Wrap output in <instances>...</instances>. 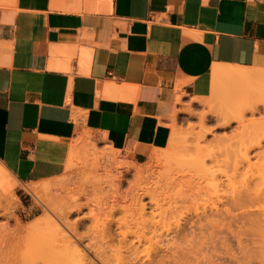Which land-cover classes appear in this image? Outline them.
<instances>
[{
    "label": "crops",
    "instance_id": "0c3cea01",
    "mask_svg": "<svg viewBox=\"0 0 264 264\" xmlns=\"http://www.w3.org/2000/svg\"><path fill=\"white\" fill-rule=\"evenodd\" d=\"M252 79L264 0H0V168L59 177L87 136L145 163L175 110Z\"/></svg>",
    "mask_w": 264,
    "mask_h": 264
},
{
    "label": "rangeland",
    "instance_id": "374dc122",
    "mask_svg": "<svg viewBox=\"0 0 264 264\" xmlns=\"http://www.w3.org/2000/svg\"><path fill=\"white\" fill-rule=\"evenodd\" d=\"M218 85L220 86L216 97L211 96L198 104L185 105L175 110L169 119L172 128L169 141L157 148L145 162L148 163L150 160L153 162L157 156L160 158L162 155L160 160L157 159L159 162L157 172L165 173L170 165L166 159L180 151L177 146L173 149V144L177 142L192 147L194 145L186 158L202 161L199 165L190 166V169L182 171L174 179L164 182L156 197L143 196L141 204L145 205V218L132 217L137 212L131 196L132 191L141 182L137 174L145 163L134 162L108 144L95 142L91 136L79 138L75 143L78 145L77 150L72 153L73 162L67 164L65 172L59 177L34 184L22 183L3 166L6 175L4 179H0L2 184V186L0 184V264H58L52 255L45 254L46 244L55 235L57 236L55 240L53 239L54 242L56 238L57 241L64 238L78 241L69 232L67 236L49 226L35 230L34 233L21 232L15 229L16 223L11 220L8 229L6 222L9 205L4 194L9 188L14 189L17 205L15 216L20 219L23 226L29 225L37 217L48 216V212L45 213L46 209L42 207L46 202L66 211L81 207L82 214L70 215L71 223L90 213V208H95V212L97 210L98 213H93L92 209V214H97L100 222L107 216L111 217L109 220L112 219L110 221L112 235L109 234L116 237H112L113 240L106 233L109 237L107 240L103 231L105 229L102 230V227L98 226L101 224L98 216L97 223L94 224H98V227L95 226L94 231H92L94 225L90 220L85 221V226L80 228L81 230L78 229V236L82 238L81 247L84 249L91 243L93 250L98 252L97 248L101 249L103 246L106 249H102V254H108L107 259L111 264H116L111 253L116 254L120 247L122 236L119 233L123 223L128 226L125 225L126 228L121 226L122 231L126 229L128 232L125 231L127 233L125 242L128 245L126 246L125 242L121 243V246L127 247L121 249L126 256H123L125 261L127 258V264L130 259L131 264L135 262V264H264V141L260 148H254L263 138L264 79H252L246 83L222 81ZM243 94L246 102L239 105L238 100ZM239 107L248 108L245 109L243 123H239L237 118ZM254 125L259 129L258 134L253 133ZM170 151L171 156L168 154ZM89 170L90 174L97 175V179L94 176L89 177L91 176L87 174ZM120 173L121 175L123 173L125 179L120 182L121 185H117L113 179L118 178ZM61 180H64L65 184L57 183L58 186H53L54 182ZM90 182L93 183L89 184ZM30 186L34 187L35 192L29 190ZM81 186L83 191L80 190ZM111 186L118 187L116 189L119 191L115 188L113 190ZM112 191L117 193L113 195ZM105 195H108V198ZM102 203L105 205L104 209ZM102 209H106V212ZM99 228L103 232H100ZM90 229L92 230L88 231ZM129 232L130 234L137 232L142 244L139 243L137 235H130ZM61 234L63 236L59 237ZM42 240L45 245L42 244ZM99 253L101 254V250ZM131 253L135 254L131 256ZM136 253L140 254L139 260H134L137 257Z\"/></svg>",
    "mask_w": 264,
    "mask_h": 264
},
{
    "label": "bare ground",
    "instance_id": "6f19581e",
    "mask_svg": "<svg viewBox=\"0 0 264 264\" xmlns=\"http://www.w3.org/2000/svg\"><path fill=\"white\" fill-rule=\"evenodd\" d=\"M248 109V108H247ZM246 109V110H247ZM250 109V108H249ZM251 110V109H250ZM244 115H245V111L242 109L241 111H237V118L239 119V123H243V118H244ZM235 118V117H234ZM259 127V126H258ZM250 129H252V128H250ZM253 133H255V134H258L259 132V129L257 128V125L255 126H253ZM262 130V129H261ZM258 132V133H257ZM260 135V134H259ZM262 136H263V138H262V140L261 141H259L258 143H257V145H255L254 146V148H260L261 146H262V141H264V130H263V133H262ZM81 139V138H80ZM85 141V140H84ZM175 142V141H174ZM83 143V142H82ZM176 143V142H175ZM173 144V143H172ZM171 144V145H172ZM77 145L78 144H75V145H73V149H72V153H74L76 150H77ZM169 145V144H168ZM85 146V145H84ZM88 146H90V145H88ZM91 146H93V145H91ZM90 146V147H91ZM175 146H177V148H178V150L180 149V151H178V153H176L175 152V150L172 152V151H170V152H168V154H169V156H171V154L172 153H174V154H172V155H175V156H172V157H170V158H168V159H166L167 157H165V159H166V162H167V160H169V164L170 165H168V168L169 169H167V171L165 172V173H159V172H157V166L159 165V162H157V159L159 158V156H157V159L155 158V160H153V162H151V160H150V162H148V163H145L143 166H141L140 168H139V170H138V178H139V180L141 181V182H139V184H137V186H136V188L132 191V200L134 201L133 203V205L135 206L136 205V207H134L135 208V210H136V212H137V214L136 215H134L133 214V218H134V216H135V218L137 217V216H140L141 218L142 217H144L145 218V205L144 204H141V199H142V197L143 196H145V195H147V196H149L150 198H154V197H156L157 196V194L159 193V191L163 188V185H164V182H166V181H168V180H172V179H174L179 173H181L182 171L184 172L186 169H190L189 167L190 166H194V165H199L200 163H202V161L200 160V159H188V158H186L187 156H188V153L190 152V151H192V149L194 148V145H193V147L192 146H188V145H186V144H178V142L176 143V144H173V149H174V147ZM172 147V146H171ZM196 147H197V145H196ZM83 148V147H82ZM169 148H170V146H169ZM176 148V147H175ZM94 149V148H93ZM196 150H198L197 148H195ZM81 150V149H80ZM87 150H90V149H87ZM85 151V150H84ZM91 151H92V148H91ZM167 151H169V150H167ZM172 152V153H171ZM181 152H183V153H181ZM72 153H71V157H70V160H69V163H68V165L70 164V162H73V159H72ZM94 154V153H93ZM161 154V153H160ZM86 155V154H85ZM89 155H91V153L89 154ZM88 155V156H89ZM87 156V155H86ZM161 156L162 155H160V158H161ZM92 157V156H91ZM94 157V156H93ZM97 157V156H96ZM156 157V156H155ZM88 159H90L89 157H87ZM153 158H154V156H153ZM160 158H159V160H160ZM113 160V159H112ZM111 160V161H112ZM80 162H81V160H80ZM85 162H86V160H85ZM85 162H84V166H85ZM93 162H94V158H93ZM100 162H101V160H100ZM158 163V164H157ZM163 163H164V160H163ZM100 164V163H99ZM161 164V163H160ZM81 165V164H80ZM82 165H83V163H82ZM87 165V164H86ZM95 166H96V163L94 164ZM78 166V165H77ZM100 166H101V164H100ZM127 166V165H126ZM83 167V166H82ZM87 167V166H86ZM99 167V166H98ZM78 168V167H77ZM79 168H81V167H79ZM94 168V167H93ZM93 168H88V169H93ZM95 168H97V167H95ZM102 168V167H101ZM82 169H85V168H82ZM86 170V169H85ZM93 171V170H92ZM91 171V172H92ZM95 171H97V170H95ZM107 171V170H106ZM87 172V171H86ZM111 172V171H110ZM264 173V172H263ZM87 174H90V170H89V173H87ZM93 174V175H92ZM92 174H90L91 176H89V177H92V176H94V173H92ZM111 174V173H110ZM5 171L2 169V168H0V179H4V177H5ZM119 175H121V173L119 174ZM118 175V178H117V180H115L116 178H114L113 180L116 182H114L113 180V183H115V184H120V182H123L124 181V175H123V173H122V175L121 176H119ZM87 176V175H86ZM86 176H84L85 178H88V177H86ZM97 175H95L94 177H96ZM115 176H117V175H115ZM136 177V178H137ZM96 179H97V177H96ZM81 180H83V178H81ZM89 180V179H88ZM91 180H93V179H91ZM90 180V181H91ZM95 180V179H94ZM93 180V181H94ZM100 180V179H99ZM3 181V180H2ZM6 181V180H5ZM96 183H97V181H95ZM98 182H100V181H98ZM263 182H264V180H263ZM5 183V182H4ZM57 183L58 184H60V185H63V184H65V181L63 180H61V181H57V182H54V184H53V186L55 185V186H58L57 185ZM85 183V182H84ZM84 183H82L83 184V187H84ZM93 182H90L89 184H92ZM1 184V183H0ZM32 184V183H31ZM34 184V183H33ZM68 184V183H67ZM66 184V185H67ZM86 184H88L87 182H86ZM114 184V185H115ZM113 185V184H112ZM121 185V184H120ZM1 186H2V184H1ZM116 186V185H115ZM115 186H114V188H115ZM64 187V186H63ZM85 187L86 188H88V186H86L85 185ZM112 187V186H111ZM121 187V186H120ZM55 188V187H54ZM60 188V187H59ZM58 188V189H59ZM90 188V187H89ZM92 188V187H91ZM114 188L112 187V189L114 190ZM117 189H118V187H116ZM115 188V190L116 191H119V190H117ZM82 189V186H81V188H80V190ZM29 190L30 191H34L35 192V190H34V187H32V186H30V188H29ZM38 190V189H37ZM60 190V189H59ZM85 190V189H84ZM39 191V190H38ZM62 191V190H61ZM64 191V190H63ZM81 191H83V189L81 190ZM87 192L89 191V190H86ZM116 191H114L115 193H117ZM37 192V191H36ZM40 192H41V190H40ZM39 192V193H40ZM46 192V191H45ZM71 192V191H70ZM15 192H14V189L13 188H9L8 190H6L5 191V198H6V200H7V202H8V205H9V212H7L8 213V216H7V221L8 222H6V225H7V228H8V226H9V221H11V220H13L15 223H16V230H19V231H27V232H33L34 233V231L35 230H38V229H40L41 230V228L42 227H45V226H49L51 229H53L54 228V230H57L58 232H61L62 234H64V235H67L68 233L67 232H69L71 235H74L76 238H77V240L78 241H76L75 239L74 240H72L71 238H64V239H61V240H59V241H57V238H56V243L54 242V240H55V236H57V235H55L54 236V240L53 239H51V241H52V243H50L51 245H50V247L48 246V244H46L47 245V249L46 248H44V249H46V250H48V251H44L43 249V251L45 252V254L46 255H49V256H51L52 255V257H53V259L55 260V262L56 263H58V264H111L110 262H109V260L107 259L108 258V254H106V255H103L102 254V249L104 248L103 246H101L100 248L101 249H99V247L97 248L99 251L97 252V251H94L93 250V248H92V246H91V243L89 244V243H87V244H89L90 246H85L84 247V249L81 247L82 246V242H81V240H82V238H80L79 236H78V229H80V228H82V227H84L85 226V221H88V220H90V222H92V225H94V224H96L97 222H96V217L98 216L97 214L95 215V214H92V209L93 208H90L91 209V212L90 213H88L87 215H83L84 217H81V218H78V219H76L73 223H71L70 222V220H69V218H70V215L71 214H73V213H77V214H82V208L81 207H76V208H74V209H71V210H68V211H66V210H63V209H58V208H56L57 206H56V204H54L56 207H54L52 204H49V203H47L46 202V204H44V206H42V207H44L45 209H46V211H45V213H47L48 212V216H45V217H42V216H40V217H37L36 219H34L29 225H27V226H23V224L21 223V221H20V219H17V217L15 216V209H16V203H15V201H16V196H15V194H14ZM38 193V194H39ZM42 193V192H41ZM50 193V192H49ZM84 193V192H83ZM109 194H111L112 195V193H113V191H112V193H110V192H108ZM115 193H113V195L115 194ZM119 193V192H118ZM43 194V193H42ZM63 194V193H62ZM87 194V193H86ZM108 194V195H109ZM108 195L106 196L105 195V197H107L108 198ZM112 195V196H113ZM38 196V195H37ZM44 196V195H43ZM49 198V197H48ZM43 200V199H42ZM47 200V199H46ZM51 200V199H50ZM49 201V200H48ZM104 203H102V208L104 209V206L105 205H103ZM133 205H132V207H133ZM99 207H100V205H99ZM113 207H115V206H113ZM101 209V208H100ZM102 209V210H103ZM102 210H100V211H102ZM111 210H115V209H111ZM130 210H132V209H130ZM6 211H8V209L6 210ZM93 213H98L97 212V210H96V212H95V208L93 209ZM103 211H105L106 212V209L105 210H103ZM102 211V212H103ZM104 212V213H105ZM112 212V211H111ZM111 212H110V214H111ZM127 213V212H126ZM245 213V212H244ZM103 214V213H102ZM101 215V214H100ZM105 215V214H104ZM112 215V214H111ZM53 216H54V218H53ZM103 217V216H102ZM108 217V216H107ZM106 217V218H107ZM106 218L104 219V220H102L101 219V221L102 222H100L99 220V216L97 217V219H98V221L101 223H99L100 225H98V226H101L102 227V230L103 229H105V230H103L105 233H104V235L106 234V233H108V236L112 233V229L110 230V225H111V223H110V221L112 220V219H110L109 220V218H111V217H108V222H106ZM132 218V219H133ZM134 218V219H135ZM131 219V220H132ZM106 222V223H103V222ZM133 221V220H132ZM121 221H119V223H120ZM125 222V221H124ZM87 223V222H86ZM126 223V222H125ZM127 223H129V222H127ZM121 224V223H120ZM131 224V223H130ZM91 225V226H92ZM97 225H94L93 227H92V229H90V230H88V231H94L95 230V228L96 227H98ZM124 227H125V225L127 226V224H122ZM121 225V226H122ZM88 226V225H87ZM90 226V227H91ZM96 226V227H95ZM121 226H120V235L122 236V240L120 241V247H119V251L117 250V252H116V254L114 253V254H112L111 253V255H114V263H116V264H123V262L125 261V258L124 257H126V256H124L123 255V252H122V250L121 249H123V247H124V245L123 246H121L122 244V242H125V240H126V238H127V231H126V229H125V231L127 232V233H125V231L123 230H121ZM49 227H47V228H49ZM90 227H88V228H90ZM100 227V228H101ZM123 227V228H124ZM128 227V226H127ZM46 228V227H45ZM87 228V227H86ZM100 228H99V231H100ZM126 228V227H125ZM8 229H10V227L8 228ZM85 229V228H84ZM128 229V228H127ZM53 230V231H54ZM81 230V229H80ZM98 230V229H97ZM96 230V231H97ZM14 231V230H13ZM103 231H100V232H103ZM26 232V233H27ZM111 232V233H110ZM110 233V234H109ZM140 233V232H139ZM52 234V233H51ZM55 234H57V233H55ZM61 234V236H59V237H62L63 235ZM94 234V233H93ZM101 234V233H100ZM99 234V235H100ZM103 234V233H102ZM101 234V235H102ZM129 234H130V232H129ZM132 235H137L138 233L137 232H135V234L134 233H131ZM130 234V235H131ZM141 234V233H140ZM58 235H60V234H58ZM112 235V234H111ZM110 235V236H111ZM6 236V235H5ZM68 236V235H67ZM109 236V237H110ZM7 237V236H6ZM47 237V236H46ZM83 237H85V236H83ZM106 237H107V234H106ZM109 237H107V240H109ZM113 236H111L110 238H112ZM113 238H116V237H113ZM113 238H112V240H113ZM137 238L139 239V243L140 244H142L141 242V237H138V235H137ZM7 239V238H6ZM59 239V238H58ZM4 240V239H3ZM18 240V239H17ZM43 240H45V238L43 239ZM42 240V241H43ZM48 240V239H47ZM103 240V239H102ZM100 241V240H99ZM127 241H129V240H127ZM54 242V243H53ZM103 242V241H102ZM126 243V242H125ZM124 243V244H125ZM42 244H44L45 245V243H44V241H43V243ZM42 244H41V246H42ZM81 244V245H80ZM1 245H3V242H2V244ZM12 245V244H11ZM10 245V246H11ZM128 244L126 243V246H127ZM132 245V244H131ZM94 246V245H93ZM125 246V247H126ZM133 246H134V243H133ZM12 247V246H11ZM49 247V248H48ZM72 247V251H70V248ZM105 247H108V246H105ZM124 247V248H125ZM2 248V247H1ZM95 250H96V246H95V248H94ZM104 249H106V248H104ZM126 249H127V247H126ZM100 250H101V254L99 253L100 252ZM111 250V249H110ZM107 251V250H106ZM105 251V252H106ZM114 251V250H113ZM125 251V250H124ZM127 252L129 251V250H126ZM136 251H139V250H136ZM135 251V252H136ZM48 252V253H47ZM127 252H125V253H127ZM141 253H142V251H140ZM149 252V251H148ZM103 253H104V250H103ZM108 253V252H107ZM147 253V252H146ZM110 254V253H109ZM132 254V255H131ZM130 255L131 256H133L134 254L133 253H131ZM137 254V257H136V255L134 256V257H136L134 260H136V259H140V257H138V254L139 253H136ZM43 255H44V253H43ZM140 255V254H139ZM124 256V257H123ZM147 256H148V254H147ZM112 257V256H111ZM127 257H130V256H127ZM113 259V258H112ZM130 259V258H129ZM132 259H133V257H132ZM138 259V260H139ZM131 260V259H130ZM129 260V264H131L132 262ZM149 260V259H148ZM126 261H127V258H126ZM125 261V263L124 264H127V262ZM148 262H150V260L148 261ZM51 263H52V261H51ZM136 263V262H135ZM134 263V264H135ZM53 264V263H52ZM143 264V263H142Z\"/></svg>",
    "mask_w": 264,
    "mask_h": 264
}]
</instances>
